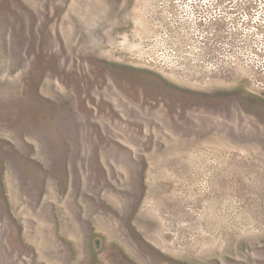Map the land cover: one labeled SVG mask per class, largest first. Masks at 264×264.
I'll return each instance as SVG.
<instances>
[{
    "label": "rangeland",
    "instance_id": "374dc122",
    "mask_svg": "<svg viewBox=\"0 0 264 264\" xmlns=\"http://www.w3.org/2000/svg\"><path fill=\"white\" fill-rule=\"evenodd\" d=\"M0 264H264V0H0Z\"/></svg>",
    "mask_w": 264,
    "mask_h": 264
}]
</instances>
